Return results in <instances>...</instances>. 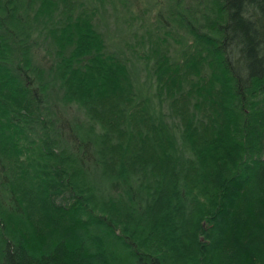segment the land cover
Masks as SVG:
<instances>
[{
	"label": "trees",
	"instance_id": "16d2710c",
	"mask_svg": "<svg viewBox=\"0 0 264 264\" xmlns=\"http://www.w3.org/2000/svg\"><path fill=\"white\" fill-rule=\"evenodd\" d=\"M0 264H264V0H0Z\"/></svg>",
	"mask_w": 264,
	"mask_h": 264
},
{
	"label": "rangeland",
	"instance_id": "374dc122",
	"mask_svg": "<svg viewBox=\"0 0 264 264\" xmlns=\"http://www.w3.org/2000/svg\"><path fill=\"white\" fill-rule=\"evenodd\" d=\"M139 24H140V22H139ZM141 25H142V26H141ZM141 25H140V27L138 28V34L143 33V32L145 31V29H146V25H145V22H144V21H142ZM68 112H69V111H68ZM70 112H71V111H70Z\"/></svg>",
	"mask_w": 264,
	"mask_h": 264
}]
</instances>
